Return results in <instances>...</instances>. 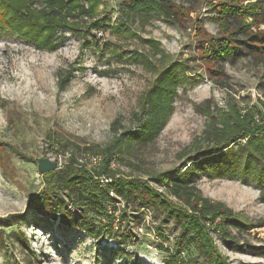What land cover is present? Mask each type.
Wrapping results in <instances>:
<instances>
[{
    "label": "rangeland",
    "instance_id": "rangeland-1",
    "mask_svg": "<svg viewBox=\"0 0 264 264\" xmlns=\"http://www.w3.org/2000/svg\"><path fill=\"white\" fill-rule=\"evenodd\" d=\"M97 1L95 14L74 10L67 16V26L57 30L63 38L55 49L0 27V217L20 214L10 224H0V264H169L175 257L206 264L194 243L178 244L180 228L174 220L155 208L137 209L112 192L106 212L90 208L86 214L89 226L100 230L97 237L29 203L44 192L52 200L63 198L65 207L81 216L56 174L70 156L76 171L86 153L96 154L90 146L110 145L123 153L122 160L114 158L116 176L144 178L183 204L153 178L172 173L184 162V150L204 143L211 122L206 112L214 115L218 107L235 105L241 112L257 107L264 113V57L242 48L213 71L203 56L211 37L223 34L213 18L217 0H174L187 9L173 23L161 16L133 15L117 28L128 0ZM259 1L261 17L245 15L243 20L264 36V0ZM82 4L87 7L88 1L79 0ZM167 59L188 68L179 70L182 82L170 117L152 141L120 145L115 137L139 125L142 96ZM68 71L71 79L60 91L59 74ZM42 157L56 162L50 183L38 169ZM189 178L195 195L222 203L249 224L243 231L229 227L235 241L212 229L219 252L230 264H264V186L210 178L197 163Z\"/></svg>",
    "mask_w": 264,
    "mask_h": 264
},
{
    "label": "trees",
    "instance_id": "trees-1",
    "mask_svg": "<svg viewBox=\"0 0 264 264\" xmlns=\"http://www.w3.org/2000/svg\"><path fill=\"white\" fill-rule=\"evenodd\" d=\"M87 1L88 6L85 7L83 4L79 5V0H0V27L18 30L25 38L40 46L55 49L63 38L57 30L67 26L66 18L74 14L72 11L91 14L97 12L99 2ZM241 1L243 0L212 2L216 10L213 18L223 31L220 37H211L210 45L203 53L206 61L213 66L210 68L213 71H218L216 66L219 61L242 48L254 57H264V36L252 32L249 22L243 20L245 15H252L254 19L259 17L263 13L261 3L255 0L242 5ZM34 2L38 5L32 7ZM255 8L257 9L254 11ZM183 9L187 8L174 0H128L120 10L123 21L117 19L115 28L125 27V21L133 15L161 16L173 23L181 16ZM181 69H188L183 62L169 59L163 62L142 96L137 113L139 125L135 129L120 132L114 139L117 143L124 146L133 139L148 142L157 137L173 111L177 85L182 82L179 72ZM69 77V71L59 74L57 87L60 91L69 83ZM206 114L211 117V122L205 130L207 134L204 143L191 147L188 152L182 151L184 162L172 173L160 172L153 178L157 185L183 201V204L174 202L144 178L116 176L115 170L108 166L109 161L114 158L122 160L123 153L120 149L118 153L114 152V147L110 145L105 148H88L102 156V163L98 168L82 164L75 171L72 169L74 157L70 156L65 169L60 168L56 174L60 187L66 191L70 203L80 209L81 216L66 208L63 198L52 200L44 192H38L35 197L30 198L29 203L38 209H45L52 218L58 216L62 224L97 237L100 230L89 226L86 214L90 208L95 209L96 213L106 212L107 203L114 200V196L110 195L112 192L127 204L136 205L137 209L155 208L162 211L165 217L174 220L180 228L178 244L182 241L187 245L194 243L206 264H230L216 248L211 230L214 229L228 241H235L229 227L243 231L249 224L222 203L195 195L189 174L193 163H197L210 178H240L260 187L264 186V113L257 107H246L241 112L239 107L227 105V110L218 107L214 115L208 111ZM55 173V170H51L42 175L50 183ZM102 173L110 177V181L101 182L99 175ZM19 215L1 216L0 224L8 225ZM108 217L110 220L112 216ZM158 235L165 237L162 231ZM171 261L169 264H192L184 258L175 257Z\"/></svg>",
    "mask_w": 264,
    "mask_h": 264
},
{
    "label": "built area",
    "instance_id": "built-area-1",
    "mask_svg": "<svg viewBox=\"0 0 264 264\" xmlns=\"http://www.w3.org/2000/svg\"><path fill=\"white\" fill-rule=\"evenodd\" d=\"M102 163V156L100 154H88L86 153V156L82 162V164L86 165L87 167H93V168H98ZM114 159H111L109 161V167L111 169H114ZM99 179L101 182L105 183L110 180V177H107L105 174H100Z\"/></svg>",
    "mask_w": 264,
    "mask_h": 264
},
{
    "label": "water",
    "instance_id": "water-1",
    "mask_svg": "<svg viewBox=\"0 0 264 264\" xmlns=\"http://www.w3.org/2000/svg\"><path fill=\"white\" fill-rule=\"evenodd\" d=\"M56 162L47 157L38 159V169L41 173L56 169Z\"/></svg>",
    "mask_w": 264,
    "mask_h": 264
}]
</instances>
